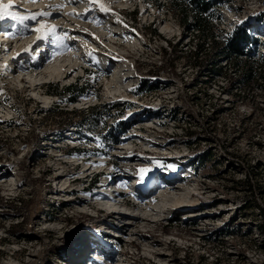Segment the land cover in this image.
<instances>
[{
    "label": "rangeland",
    "instance_id": "rangeland-1",
    "mask_svg": "<svg viewBox=\"0 0 264 264\" xmlns=\"http://www.w3.org/2000/svg\"><path fill=\"white\" fill-rule=\"evenodd\" d=\"M100 2L0 0L57 26L0 38V264H264V84L233 57L216 74L175 3ZM214 9L215 32L245 25L264 65V0ZM22 26L6 16L0 34ZM76 81L74 103L48 85Z\"/></svg>",
    "mask_w": 264,
    "mask_h": 264
},
{
    "label": "trees",
    "instance_id": "trees-1",
    "mask_svg": "<svg viewBox=\"0 0 264 264\" xmlns=\"http://www.w3.org/2000/svg\"><path fill=\"white\" fill-rule=\"evenodd\" d=\"M155 3L160 4L159 0H153ZM222 0H166V2L175 3L178 11L183 12L185 15L184 21L185 25L191 30L196 31L198 39L195 44V53L200 56L201 52L204 53L206 43L209 46H215L216 50L213 52V59L216 68L214 72L218 75H224L226 71L223 69L224 66L219 64L221 58L230 59L233 57L234 62L237 66L241 67V77L245 78L247 82L260 81L264 84V65L259 64L257 58L251 57L250 44L252 41L256 42L257 38L247 32V27L239 26L238 30L234 32H225V34L220 35L215 32V20L218 15L215 13L214 6L219 4ZM137 8L130 10L129 15L131 18L136 17ZM193 34V33H192ZM222 39L220 40V38ZM247 48V49H245ZM248 57V58H244ZM50 91L55 92L57 95L67 97V101L72 103L77 102L78 96L85 94L88 90V85L80 83L79 81L70 82L69 84L63 85L62 87L58 83L49 82ZM61 87V88H60ZM58 111H65L64 108H56ZM96 105L88 106L86 109H81L79 116L82 117L81 122L83 124H90L94 120V116L97 117L95 113ZM75 113L78 112L77 109L73 110ZM72 122L74 120H71ZM75 122V121H74ZM77 123V121L75 122ZM73 149H80V151H86L85 147ZM213 153H210L201 159L200 162L206 163L207 160L213 158ZM98 176V175H97ZM96 176V177H97ZM98 180L95 178L91 183H95Z\"/></svg>",
    "mask_w": 264,
    "mask_h": 264
},
{
    "label": "snow or ice",
    "instance_id": "snow-or-ice-1",
    "mask_svg": "<svg viewBox=\"0 0 264 264\" xmlns=\"http://www.w3.org/2000/svg\"><path fill=\"white\" fill-rule=\"evenodd\" d=\"M27 2L28 3H36V2H38V0H27ZM79 2H80V0H69V3H79ZM86 2L88 4V10H92V6L94 3H99V10L101 12H104L107 14L110 11V7L108 5H106L105 3H101L100 0H86ZM116 2H117V0H108L109 5L116 3ZM11 7H12L11 4L0 3V20H4L5 17L7 16V17H10L12 20L19 22L23 26L18 30L17 33L5 32L4 35L6 36V38L15 39L18 34L23 35V32L28 30V26L23 24V22L27 21V20L37 21L39 23V27L31 29L32 31L39 33V35L37 36V39H45L48 36L55 34V29L57 27L56 25L49 26L46 23H40L38 21V17H40V18L47 17V16L51 15L50 12L40 11V12H36V13H31L29 15H18L16 12L8 10ZM49 7H51V8H63L64 5L63 4H50ZM86 14L87 13H85V15ZM64 15H79V14L73 12V13H64ZM238 23H243V22L238 21ZM84 31H87V29H84ZM56 39L62 40L63 38L57 36ZM17 55H19V53ZM88 55H91V53L89 52ZM145 171H147V170L146 169L140 170L141 174H143Z\"/></svg>",
    "mask_w": 264,
    "mask_h": 264
},
{
    "label": "bare ground",
    "instance_id": "bare-ground-1",
    "mask_svg": "<svg viewBox=\"0 0 264 264\" xmlns=\"http://www.w3.org/2000/svg\"><path fill=\"white\" fill-rule=\"evenodd\" d=\"M22 1H24V0H22ZM5 32H7V30H4V33ZM4 33L2 34V36L4 37L5 35H4ZM2 40H4L3 38H2ZM6 40H8V39H6ZM5 40V41H6ZM75 63V62H74ZM74 63H72V64H74ZM20 66V65H19ZM75 66V65H74ZM77 66V65H76ZM20 67H22V66H20ZM24 67V66H23ZM70 68V67H69ZM76 68V67H75ZM74 67H72L71 69H69L68 70V72H66V75L64 76L65 78L66 77H68L69 76V74H70V72H72V71H74V69H75ZM22 69V68H21ZM40 86V84H38V83H33V84H31L30 85V87H32V88H37V87H39ZM98 173H103V172H100V171H98ZM177 202H180L179 200L177 201ZM175 205H180V206H182L183 205V203H180V204H175ZM70 262V261H69ZM74 264H76V263H74Z\"/></svg>",
    "mask_w": 264,
    "mask_h": 264
}]
</instances>
